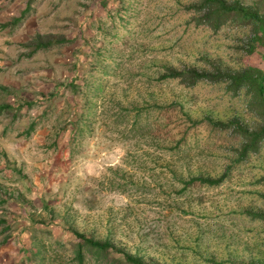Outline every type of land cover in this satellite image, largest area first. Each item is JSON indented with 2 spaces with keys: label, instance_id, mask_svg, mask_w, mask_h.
Returning a JSON list of instances; mask_svg holds the SVG:
<instances>
[{
  "label": "rangeland",
  "instance_id": "1",
  "mask_svg": "<svg viewBox=\"0 0 264 264\" xmlns=\"http://www.w3.org/2000/svg\"><path fill=\"white\" fill-rule=\"evenodd\" d=\"M193 4L0 0L3 197L24 204L26 264H125L76 232L145 264H264V140L247 151L237 131L262 127L250 95L161 79L264 72V50L243 53L240 21L196 24Z\"/></svg>",
  "mask_w": 264,
  "mask_h": 264
},
{
  "label": "trees",
  "instance_id": "2",
  "mask_svg": "<svg viewBox=\"0 0 264 264\" xmlns=\"http://www.w3.org/2000/svg\"><path fill=\"white\" fill-rule=\"evenodd\" d=\"M191 11L195 14L196 24H203L212 30H218L229 24L242 22V25L249 27V34L243 44V53L252 54L258 47L264 50V12L257 7L246 5L238 0H194ZM162 80H177L180 84L191 88L198 83L212 85H223L226 92L232 96L250 95L251 102L249 109L261 121L260 130L251 134L246 129L243 131L237 127L238 133L245 134L250 140L247 151H254L260 141L264 140V72L257 68L241 69L238 72L221 71L213 69L210 72H200L195 69H184L180 72L170 71L163 76ZM3 110V109H2ZM205 183L216 184L218 181L206 180ZM75 237L81 242V248L87 247L100 253L104 259L110 252L122 257L125 264H145L138 258L132 257L123 250L117 249L109 242H95L87 239L79 233H74ZM78 259L82 260L81 253Z\"/></svg>",
  "mask_w": 264,
  "mask_h": 264
},
{
  "label": "crops",
  "instance_id": "3",
  "mask_svg": "<svg viewBox=\"0 0 264 264\" xmlns=\"http://www.w3.org/2000/svg\"><path fill=\"white\" fill-rule=\"evenodd\" d=\"M9 163L0 156V213L3 211L8 217L0 215V264H26L24 244L29 223L24 220L21 213L24 210V204L19 203L17 191L14 202L10 203L7 198L3 197L8 189L6 178L9 174L6 169Z\"/></svg>",
  "mask_w": 264,
  "mask_h": 264
}]
</instances>
